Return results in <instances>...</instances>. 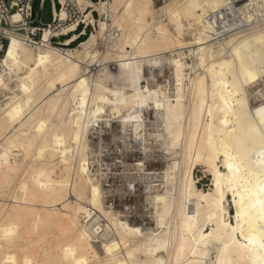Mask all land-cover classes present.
I'll list each match as a JSON object with an SVG mask.
<instances>
[{"label":"bare ground","instance_id":"obj_1","mask_svg":"<svg viewBox=\"0 0 264 264\" xmlns=\"http://www.w3.org/2000/svg\"><path fill=\"white\" fill-rule=\"evenodd\" d=\"M72 1L0 56V264H264V0Z\"/></svg>","mask_w":264,"mask_h":264},{"label":"built area","instance_id":"obj_2","mask_svg":"<svg viewBox=\"0 0 264 264\" xmlns=\"http://www.w3.org/2000/svg\"><path fill=\"white\" fill-rule=\"evenodd\" d=\"M35 0H0V56L5 52V48L12 37L19 38L31 46L43 45L42 37L44 31L50 32L49 43L63 47L73 43H80L83 36H86L90 26L94 24L87 20V11H82L72 0L65 3L61 0H50L52 6V20L43 25L36 24L37 11L35 6V17H33V4ZM40 1L41 5L45 0ZM99 1V0H98ZM160 1V0H159ZM62 9L68 15L61 16ZM96 10H92L94 12ZM58 12V13H57ZM75 23V28L70 29L68 25ZM64 36L63 39L61 37ZM67 41H71L67 44Z\"/></svg>","mask_w":264,"mask_h":264},{"label":"rangeland","instance_id":"obj_3","mask_svg":"<svg viewBox=\"0 0 264 264\" xmlns=\"http://www.w3.org/2000/svg\"><path fill=\"white\" fill-rule=\"evenodd\" d=\"M94 1H98V0H94ZM158 2H160L162 4L163 0H160V1L156 0V3H158ZM161 4H159V5H161ZM36 11L38 13L37 14V18L35 20L36 24L42 23L43 25H46L47 23L51 22V20H52V6H51L50 0H45L43 5H41L40 1H38L37 4H36ZM94 16H95L96 19H98L100 17L99 16V12L97 10L94 12ZM95 27H97V23H96V25L94 24L93 26H90V28L88 29L87 35L92 30H95ZM87 35L83 36L82 39L87 37ZM63 38H64V36L61 37V39H63ZM73 44H74V46H76L77 43L75 42ZM5 100H6V96L3 93H1L0 94V103L3 104L5 102ZM111 138L113 140V137H112L111 134H110V136H106V137L103 136V143H104V145L108 146L110 144V142H111V146H108L110 148V150H108V152L117 161L118 159H120L119 156L124 153V144L122 143V141L114 143V142L111 141ZM104 140H106V141H104ZM119 148H121V149H119ZM158 152H160V151H158ZM115 160H114V162H115ZM115 163L116 164L113 165V167L115 169H113V170H114V172H116V176H117L116 177V182H117V184H122V182H124V177H123V173L124 172L123 171L125 170V165L123 163L122 164L121 163H117V162H115ZM116 168H117V171L118 170H120V171L117 172ZM122 169H123V171H122ZM206 172L207 171H205L203 165H200V164L195 165V167H194V176H195V178L197 180V186L200 189L203 188V189L207 190V189H209V187H211V182H212L211 178H212V176H211V174L209 172H207V173ZM120 174H122V176ZM141 203H142V200L139 201V204H141ZM229 210L232 213L234 211V207H233V204L231 202L229 203Z\"/></svg>","mask_w":264,"mask_h":264},{"label":"water","instance_id":"obj_4","mask_svg":"<svg viewBox=\"0 0 264 264\" xmlns=\"http://www.w3.org/2000/svg\"><path fill=\"white\" fill-rule=\"evenodd\" d=\"M35 6H36V0L34 1V4H33V17H35Z\"/></svg>","mask_w":264,"mask_h":264}]
</instances>
